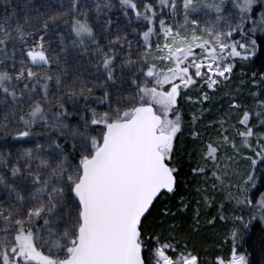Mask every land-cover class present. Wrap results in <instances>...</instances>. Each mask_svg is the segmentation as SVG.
Masks as SVG:
<instances>
[{
	"label": "snow or ice",
	"instance_id": "snow-or-ice-1",
	"mask_svg": "<svg viewBox=\"0 0 264 264\" xmlns=\"http://www.w3.org/2000/svg\"><path fill=\"white\" fill-rule=\"evenodd\" d=\"M258 45L264 0H0V264H253L264 72L236 69Z\"/></svg>",
	"mask_w": 264,
	"mask_h": 264
},
{
	"label": "trees",
	"instance_id": "trees-1",
	"mask_svg": "<svg viewBox=\"0 0 264 264\" xmlns=\"http://www.w3.org/2000/svg\"><path fill=\"white\" fill-rule=\"evenodd\" d=\"M237 74L247 73L248 76H251L253 72L262 73L264 72V47L258 45L256 54L251 56L247 62L243 63V68L238 67L236 69ZM247 78V77H245ZM234 84H238L239 81H234ZM231 87V86H230ZM235 92V89L233 90ZM245 95L247 94V89H239ZM183 163V171L180 173V181L182 186L181 194L188 197L190 200L195 198L194 189L196 187V183L194 178L189 175V161L185 157L182 161ZM193 164L196 163L195 159L192 161ZM247 165L241 164L237 171L240 175H243L245 171H247ZM256 186L260 189L261 192H264V163H260L257 166L256 172ZM236 179H239L237 177ZM191 194V195H190ZM219 202L220 199L217 198L215 204L212 207H201L200 212L202 215L200 216V231L198 235L194 236V241L197 245V248L200 250L201 258L208 259L211 261L216 256H229L230 253L225 251L221 247V240L224 238L225 234L229 229H231V222L225 221H217L215 225L209 223V221L213 220L214 217L217 216L219 211ZM172 203H176V200H173ZM171 206V204H169ZM163 207V203L157 205V210ZM196 208L195 203H192L191 207L187 212L184 213V224L185 228L190 226L193 222L192 217L194 216L193 209ZM226 215H232V209H227ZM239 214V213H237ZM246 219L247 213H244ZM243 239L238 243V252L239 253H247L249 257L252 259L253 264H264V227L259 221H252L246 230L242 229Z\"/></svg>",
	"mask_w": 264,
	"mask_h": 264
},
{
	"label": "rangeland",
	"instance_id": "rangeland-1",
	"mask_svg": "<svg viewBox=\"0 0 264 264\" xmlns=\"http://www.w3.org/2000/svg\"><path fill=\"white\" fill-rule=\"evenodd\" d=\"M262 223V225H263V227H264V222H261Z\"/></svg>",
	"mask_w": 264,
	"mask_h": 264
}]
</instances>
